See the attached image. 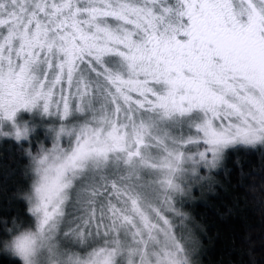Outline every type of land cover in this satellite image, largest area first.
I'll use <instances>...</instances> for the list:
<instances>
[{
	"label": "snow or ice",
	"instance_id": "snow-or-ice-1",
	"mask_svg": "<svg viewBox=\"0 0 264 264\" xmlns=\"http://www.w3.org/2000/svg\"><path fill=\"white\" fill-rule=\"evenodd\" d=\"M0 126L13 264H202L183 209L231 157L264 218V0H0Z\"/></svg>",
	"mask_w": 264,
	"mask_h": 264
},
{
	"label": "trees",
	"instance_id": "trees-1",
	"mask_svg": "<svg viewBox=\"0 0 264 264\" xmlns=\"http://www.w3.org/2000/svg\"><path fill=\"white\" fill-rule=\"evenodd\" d=\"M37 133L42 135L43 130L38 128ZM11 145V146H9ZM0 160L15 158L19 161L15 143L5 138H0ZM244 165L245 171L255 168L259 171L260 162L254 154L245 155L238 153ZM235 157H231L227 162V167L231 169L226 177L221 171L218 179L220 184L214 191L195 190L194 200L188 201L183 209L194 217V223L199 225L200 231L206 233L202 238V264H246L249 261L247 255H240L247 248L245 237L249 234L253 239L259 236V230L264 228V218L253 210L255 201L252 194L247 189L248 178L245 177L244 185L239 182V169L233 162ZM3 169H0L2 175ZM259 182V176L254 177ZM9 193L26 187V181L20 174L19 163L14 175L6 181ZM26 205L23 199L13 198L11 201L0 193V236L3 235L5 221L7 227H12V218H17V223L22 227L27 226L29 216L25 210ZM231 209V211H229ZM0 264H13L10 257L0 253Z\"/></svg>",
	"mask_w": 264,
	"mask_h": 264
},
{
	"label": "clouds",
	"instance_id": "clouds-1",
	"mask_svg": "<svg viewBox=\"0 0 264 264\" xmlns=\"http://www.w3.org/2000/svg\"><path fill=\"white\" fill-rule=\"evenodd\" d=\"M4 131H7V128L0 126V134H2ZM21 230H23V227L21 226ZM3 247V242L0 241V248Z\"/></svg>",
	"mask_w": 264,
	"mask_h": 264
}]
</instances>
